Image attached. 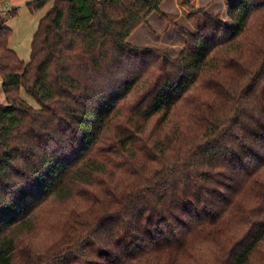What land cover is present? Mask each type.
<instances>
[{"label": "trees", "instance_id": "trees-1", "mask_svg": "<svg viewBox=\"0 0 264 264\" xmlns=\"http://www.w3.org/2000/svg\"><path fill=\"white\" fill-rule=\"evenodd\" d=\"M2 1L0 264H264V0L177 57L129 42L164 0H32L28 63Z\"/></svg>", "mask_w": 264, "mask_h": 264}, {"label": "rangeland", "instance_id": "rangeland-1", "mask_svg": "<svg viewBox=\"0 0 264 264\" xmlns=\"http://www.w3.org/2000/svg\"><path fill=\"white\" fill-rule=\"evenodd\" d=\"M233 0H164L161 11L150 16L148 22L140 26L131 36L129 42L134 46L155 47L168 49L172 57H177L185 45V35L182 29L196 31L203 24V12L211 13L222 21L230 24L227 13ZM8 6V5H7ZM3 8L4 15L9 17L8 26L13 34L10 39V48L25 63H28L32 54V43L47 8L32 13L27 5H10ZM17 11L14 16L12 11ZM23 98L33 107L37 104L31 97L23 93ZM0 101L5 104L2 82L0 80Z\"/></svg>", "mask_w": 264, "mask_h": 264}, {"label": "crops", "instance_id": "crops-1", "mask_svg": "<svg viewBox=\"0 0 264 264\" xmlns=\"http://www.w3.org/2000/svg\"><path fill=\"white\" fill-rule=\"evenodd\" d=\"M32 0H3L1 3L2 8L7 7V9H9L8 11H10V8L8 6L12 5V6H16V5H24V4H28L29 2H31ZM8 5V6H7ZM51 7L48 6L47 10ZM17 8V7H15ZM133 35V34H132ZM131 38V37H130Z\"/></svg>", "mask_w": 264, "mask_h": 264}, {"label": "built area", "instance_id": "built-area-1", "mask_svg": "<svg viewBox=\"0 0 264 264\" xmlns=\"http://www.w3.org/2000/svg\"><path fill=\"white\" fill-rule=\"evenodd\" d=\"M7 10V7H4Z\"/></svg>", "mask_w": 264, "mask_h": 264}]
</instances>
